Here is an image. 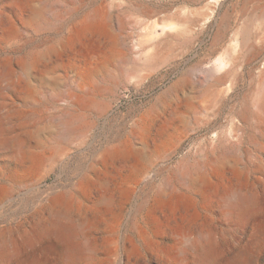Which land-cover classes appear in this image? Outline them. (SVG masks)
<instances>
[{
    "label": "rangeland",
    "instance_id": "1",
    "mask_svg": "<svg viewBox=\"0 0 264 264\" xmlns=\"http://www.w3.org/2000/svg\"><path fill=\"white\" fill-rule=\"evenodd\" d=\"M58 210L82 264H264V0H0V264Z\"/></svg>",
    "mask_w": 264,
    "mask_h": 264
},
{
    "label": "bare ground",
    "instance_id": "2",
    "mask_svg": "<svg viewBox=\"0 0 264 264\" xmlns=\"http://www.w3.org/2000/svg\"><path fill=\"white\" fill-rule=\"evenodd\" d=\"M6 143H8V140ZM202 173L203 172H201V170L200 171L193 170L192 176H191V173H189L191 177L188 176V173H187L186 175L189 177L188 178L186 176V179H188L189 181L187 185L189 187L190 186L193 187L192 184L198 179V177L201 176ZM230 205L233 208H239V207L248 208L251 205V201L249 200V198L245 196V194L239 193L236 195L234 203ZM36 229L38 231L47 230L50 235L55 237L57 246L59 247L60 254L63 257L64 264H82V262L85 259H87L89 254L91 253V246L88 243L78 238L79 236L78 234L80 233V231H83V227L79 225L78 223H76L71 218H69L68 216L63 215L60 210L55 212V215L52 218V220L40 221L38 224H36ZM202 238L203 240L201 239L202 240L201 244H202V247L204 248L202 255H204V257H207L210 255L213 241H212L211 236L209 235H206ZM245 259H246V253L242 251L233 259L232 262L231 261L229 262H231V264H236L237 262L243 261ZM248 260L249 259H246L245 263H242V264H251V261H248ZM25 264H41V263L38 259L33 258Z\"/></svg>",
    "mask_w": 264,
    "mask_h": 264
},
{
    "label": "water",
    "instance_id": "3",
    "mask_svg": "<svg viewBox=\"0 0 264 264\" xmlns=\"http://www.w3.org/2000/svg\"><path fill=\"white\" fill-rule=\"evenodd\" d=\"M95 1H98V0H95ZM216 18L217 17L214 18V21L216 20ZM213 26H214V23L211 25V28ZM120 84H121V76L117 77V79L115 80V82L112 86L111 101H113L116 104H115V106H111V109H115L119 105V93L118 92H119ZM110 105H112V104L110 103ZM188 137L189 136L186 135V136L180 138L178 140V142L176 143L175 147L172 150H170L168 153H166V156L164 157V160L162 163L166 164L167 169H173L178 165H182L186 162L193 160L194 157L190 151H186L183 154H181L180 156H178L183 143L185 141H187ZM216 146L219 148H224L223 142H219ZM177 156H178V158H177ZM47 188L54 189L57 187L55 184H50L47 186Z\"/></svg>",
    "mask_w": 264,
    "mask_h": 264
}]
</instances>
